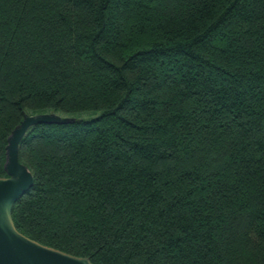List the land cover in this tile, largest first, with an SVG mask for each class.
Masks as SVG:
<instances>
[{"label": "trees", "instance_id": "16d2710c", "mask_svg": "<svg viewBox=\"0 0 264 264\" xmlns=\"http://www.w3.org/2000/svg\"><path fill=\"white\" fill-rule=\"evenodd\" d=\"M26 237L93 264H264V0H0V177L23 115Z\"/></svg>", "mask_w": 264, "mask_h": 264}, {"label": "water", "instance_id": "95a60500", "mask_svg": "<svg viewBox=\"0 0 264 264\" xmlns=\"http://www.w3.org/2000/svg\"><path fill=\"white\" fill-rule=\"evenodd\" d=\"M72 117L55 113L23 115L6 140L5 176L0 177V264H93L85 257H76L42 245L15 227L12 219L14 203L33 185L28 167L19 161V143L26 132L35 125L73 123Z\"/></svg>", "mask_w": 264, "mask_h": 264}]
</instances>
